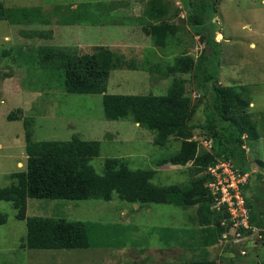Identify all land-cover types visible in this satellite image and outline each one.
Instances as JSON below:
<instances>
[{"label": "rangeland", "instance_id": "374dc122", "mask_svg": "<svg viewBox=\"0 0 264 264\" xmlns=\"http://www.w3.org/2000/svg\"><path fill=\"white\" fill-rule=\"evenodd\" d=\"M85 2L103 5L91 7L94 21L89 18L78 24L60 23L54 12L56 5L76 7ZM0 3L13 9L39 7L50 19L49 23L36 20L21 24L0 20V187L13 182L9 174L3 173L5 170L14 172L27 167L24 118H7L18 108L23 109L25 117H33L35 140H69L74 135L100 140V154L91 161L100 174L104 173L107 158L121 157L132 168L157 169L153 182L159 185L187 184L192 179L190 164L156 165L158 160L180 150V137L171 136L165 146L155 144V132L139 126L132 115L109 119L102 94L67 92L64 72L46 70L39 63L43 47H59L80 55L94 52L100 46L108 47L116 57L136 67L112 69L108 93L166 94L175 78H185L186 93L196 104L200 94L194 88L193 74L168 70L182 54L197 60L205 47V41L195 33L188 19L191 0H0ZM163 20L181 27L165 48L157 46L144 30L146 25ZM212 21L207 38L214 37L220 43L211 44L207 51L212 59H220L219 82L249 87L250 111L262 133L259 139L246 144L255 171L251 175L254 185L256 171L264 176V165L254 163L256 159L264 161V0H217ZM208 100L209 96L202 98L194 122L206 119ZM193 135L204 146L208 139L206 132L197 127ZM18 160L23 162L21 167L17 166ZM228 179L229 174L224 180ZM245 193L252 195L249 188ZM0 211L7 215V222L0 225V264H159L204 258L201 248L173 246L178 242L169 244L160 230L164 226L180 232L198 227L197 205L183 208L165 203L140 204L123 200L117 194L109 201L29 198V216L93 221L110 234L108 246L77 249L22 247L27 222L16 218V210L9 201L0 200ZM118 227L121 236L116 231ZM236 230L226 231L218 243L207 248V259L212 264L260 262L264 241L258 230L241 235Z\"/></svg>", "mask_w": 264, "mask_h": 264}, {"label": "trees", "instance_id": "16d2710c", "mask_svg": "<svg viewBox=\"0 0 264 264\" xmlns=\"http://www.w3.org/2000/svg\"><path fill=\"white\" fill-rule=\"evenodd\" d=\"M101 8V3L85 2L76 7L56 5L55 14L63 25L78 24L92 18L91 7ZM217 11V0H191L189 22L196 34L205 41V47L198 59L188 54L178 56L168 67L169 72L192 73L193 84L200 99L193 104L186 93L187 80L175 78L166 94H110L107 92L112 69L134 65L116 57L108 47L100 46L91 53L77 54L59 47H43L40 64L46 70L64 72V88L70 93L102 94L105 115L109 119L126 118L155 132V144L165 146L171 136L182 139L181 148L172 156L162 158L156 165H189L192 179L187 184L159 185L153 182L155 168H132L125 158L109 157L105 160L104 173L96 171L92 159L101 151L100 140H86L74 135L69 140H35L33 117H25L21 108L11 111L7 118H24L26 126L27 167L9 174L12 184L0 187V200L9 201L16 210V218L27 222V235L22 247L31 249H77L108 246L110 234L93 221L55 216H29L28 199L61 200H112L114 194L133 203L175 204L183 208L197 205L198 227L178 231L162 227V238L169 244L201 248L203 257L199 260L164 262L159 264H212L207 259V248L219 242L226 231L232 229L234 220L226 206L222 211L213 208V195L207 184L211 174L210 166L220 160L228 161L241 174H248L240 184L248 207V227L241 224L238 234H251L255 230L264 241V176L256 172L251 184L252 161L246 144L261 137L258 125L250 111V89L242 84H222L219 58L210 57L207 48L219 41L211 34L212 19ZM0 20L13 24L50 19L39 8H11L0 3ZM159 47H167L169 38L177 35L180 25L163 20L144 27ZM216 52V51H215ZM216 56L218 53L215 54ZM218 58V59H217ZM212 59V60H210ZM209 96L206 104V119L194 122V115L203 97ZM203 129L212 146L210 150L194 139L193 129ZM257 165L264 161L256 159ZM252 171V172H251ZM249 188L252 195H246ZM240 220V219H239ZM7 222V215L0 211V225ZM120 228L116 230L121 236ZM186 237V239H184ZM113 244L112 242H110ZM125 246V245H123ZM110 247V246H109ZM264 264V256L260 262Z\"/></svg>", "mask_w": 264, "mask_h": 264}, {"label": "built area", "instance_id": "2783aa9c", "mask_svg": "<svg viewBox=\"0 0 264 264\" xmlns=\"http://www.w3.org/2000/svg\"><path fill=\"white\" fill-rule=\"evenodd\" d=\"M203 144L208 150L211 149V141L207 140ZM223 169L227 171L224 173ZM229 169L232 173H229L231 172ZM208 172L212 175L207 186L213 195V208L222 211L226 206L235 221L232 229H238L241 224L248 227V207L240 188V184L248 178L242 179L241 176H248V174L239 173L226 160H220L216 165L210 166ZM227 174L231 175V179L224 180ZM236 232L238 233V230Z\"/></svg>", "mask_w": 264, "mask_h": 264}, {"label": "crops", "instance_id": "0c3cea01", "mask_svg": "<svg viewBox=\"0 0 264 264\" xmlns=\"http://www.w3.org/2000/svg\"><path fill=\"white\" fill-rule=\"evenodd\" d=\"M23 162L21 161V160H18V163H17V166L18 167H21V164H22ZM15 172V171H14ZM253 172H255V171H253ZM257 172V171H256ZM3 173H5V174H10V173H12V172H10L9 170H5Z\"/></svg>", "mask_w": 264, "mask_h": 264}]
</instances>
